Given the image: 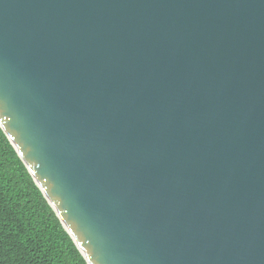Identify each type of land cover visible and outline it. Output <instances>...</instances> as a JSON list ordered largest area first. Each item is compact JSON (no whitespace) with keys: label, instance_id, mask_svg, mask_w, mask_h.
<instances>
[{"label":"water","instance_id":"water-1","mask_svg":"<svg viewBox=\"0 0 264 264\" xmlns=\"http://www.w3.org/2000/svg\"><path fill=\"white\" fill-rule=\"evenodd\" d=\"M0 129L87 264H264V0H0Z\"/></svg>","mask_w":264,"mask_h":264},{"label":"trees","instance_id":"trees-1","mask_svg":"<svg viewBox=\"0 0 264 264\" xmlns=\"http://www.w3.org/2000/svg\"><path fill=\"white\" fill-rule=\"evenodd\" d=\"M0 264H87L1 129Z\"/></svg>","mask_w":264,"mask_h":264}]
</instances>
